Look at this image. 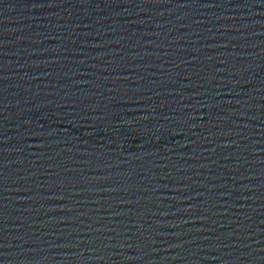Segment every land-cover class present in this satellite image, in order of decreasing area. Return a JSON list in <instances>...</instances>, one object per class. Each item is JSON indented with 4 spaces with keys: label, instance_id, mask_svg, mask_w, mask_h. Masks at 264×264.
I'll return each mask as SVG.
<instances>
[{
    "label": "water",
    "instance_id": "obj_1",
    "mask_svg": "<svg viewBox=\"0 0 264 264\" xmlns=\"http://www.w3.org/2000/svg\"><path fill=\"white\" fill-rule=\"evenodd\" d=\"M0 264H264V0H0Z\"/></svg>",
    "mask_w": 264,
    "mask_h": 264
}]
</instances>
